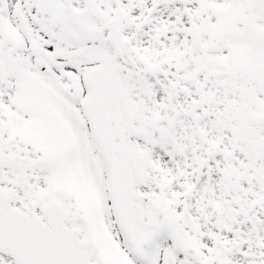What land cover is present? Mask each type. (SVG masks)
<instances>
[{
	"label": "snow or ice",
	"instance_id": "6c2138e0",
	"mask_svg": "<svg viewBox=\"0 0 264 264\" xmlns=\"http://www.w3.org/2000/svg\"><path fill=\"white\" fill-rule=\"evenodd\" d=\"M0 264H264V0H0Z\"/></svg>",
	"mask_w": 264,
	"mask_h": 264
}]
</instances>
